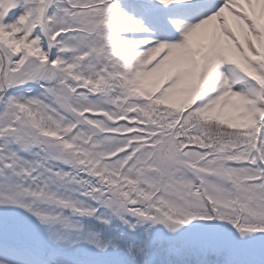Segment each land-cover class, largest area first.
<instances>
[{"label": "snow or ice", "instance_id": "1", "mask_svg": "<svg viewBox=\"0 0 264 264\" xmlns=\"http://www.w3.org/2000/svg\"><path fill=\"white\" fill-rule=\"evenodd\" d=\"M0 264H264V0H0Z\"/></svg>", "mask_w": 264, "mask_h": 264}]
</instances>
